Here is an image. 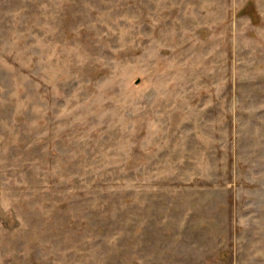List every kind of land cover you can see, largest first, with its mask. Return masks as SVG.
<instances>
[{"label": "rangeland", "instance_id": "rangeland-1", "mask_svg": "<svg viewBox=\"0 0 264 264\" xmlns=\"http://www.w3.org/2000/svg\"><path fill=\"white\" fill-rule=\"evenodd\" d=\"M0 264H264V0H0Z\"/></svg>", "mask_w": 264, "mask_h": 264}]
</instances>
